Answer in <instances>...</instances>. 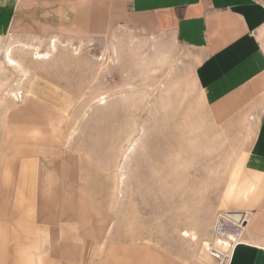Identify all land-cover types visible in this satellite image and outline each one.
Masks as SVG:
<instances>
[{"label": "rangeland", "instance_id": "obj_1", "mask_svg": "<svg viewBox=\"0 0 264 264\" xmlns=\"http://www.w3.org/2000/svg\"><path fill=\"white\" fill-rule=\"evenodd\" d=\"M96 2L0 0V250L21 234L61 264H218V214L250 212L239 206L253 122H218L188 49L132 34ZM10 44L26 73L8 65ZM21 159L37 192L14 215Z\"/></svg>", "mask_w": 264, "mask_h": 264}, {"label": "crops", "instance_id": "obj_2", "mask_svg": "<svg viewBox=\"0 0 264 264\" xmlns=\"http://www.w3.org/2000/svg\"><path fill=\"white\" fill-rule=\"evenodd\" d=\"M96 1L95 13L112 8L117 21L127 23L132 34L151 39L170 36L188 49L196 66V83L218 122L252 120L239 206L250 211V218L231 249L229 264H264V0ZM85 17L87 21L88 14ZM3 160L8 162L6 156ZM19 162L15 191L19 196L11 200L14 215L21 211L16 210L21 200L33 208V200L26 196L37 192L35 165L32 160ZM3 172L5 177L10 167ZM18 216L12 221H22ZM18 235V248L3 250L4 245L0 250V257H14L12 262L0 260V264H61L60 253L49 256L45 242L31 250L29 237Z\"/></svg>", "mask_w": 264, "mask_h": 264}, {"label": "built area", "instance_id": "obj_3", "mask_svg": "<svg viewBox=\"0 0 264 264\" xmlns=\"http://www.w3.org/2000/svg\"><path fill=\"white\" fill-rule=\"evenodd\" d=\"M231 212H221L218 214L216 223L213 230V238L210 242V253L214 257L218 264H229L231 249L238 241L232 240L229 251L221 249L217 246V241L221 238L227 237L228 232L236 233L239 237L245 232L247 224L249 222V213L242 212L239 219L231 217Z\"/></svg>", "mask_w": 264, "mask_h": 264}, {"label": "bare ground", "instance_id": "obj_4", "mask_svg": "<svg viewBox=\"0 0 264 264\" xmlns=\"http://www.w3.org/2000/svg\"><path fill=\"white\" fill-rule=\"evenodd\" d=\"M14 45L13 44H10L6 50H5V53H6V59L8 61V65L10 66H14L16 68H22L23 69V65L21 62H19L18 60H16L13 56V50H14ZM26 49H30L32 46L31 45H28L26 44V46H24ZM51 51H55L57 50V43H56V40H52V45L50 47ZM35 49V52H34V55H35V58L38 59V60H41V59H46V58H49L50 57V52L51 51H47V52H40L39 51V47H34ZM77 49V48H76ZM23 71L26 73V71L23 69ZM15 97L18 98L19 95L18 93H15ZM104 103V102H103ZM134 146V145H133ZM128 157V156H127ZM9 171V170H8ZM119 182L120 183H123L124 182V174L120 175V178H119ZM228 212H231V217H233L234 219H239L241 217V214H242V210H239V209H234V210H229ZM245 212V211H244ZM187 233V232H186ZM185 235V234H184ZM232 240H235V241H238V235L236 233H232V232H228L227 233V237L226 238H221L217 241V246H220L223 250L225 251H229V247L231 245V241ZM206 245H208V243H206Z\"/></svg>", "mask_w": 264, "mask_h": 264}]
</instances>
